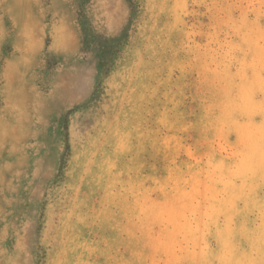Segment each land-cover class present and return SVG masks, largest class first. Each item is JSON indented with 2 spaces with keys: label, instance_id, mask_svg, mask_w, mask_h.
<instances>
[{
  "label": "rangeland",
  "instance_id": "rangeland-1",
  "mask_svg": "<svg viewBox=\"0 0 264 264\" xmlns=\"http://www.w3.org/2000/svg\"><path fill=\"white\" fill-rule=\"evenodd\" d=\"M0 264H264V0H0Z\"/></svg>",
  "mask_w": 264,
  "mask_h": 264
}]
</instances>
